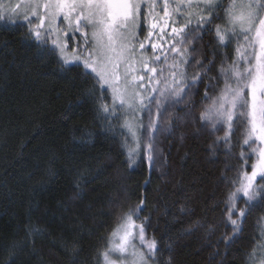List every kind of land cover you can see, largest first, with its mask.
Listing matches in <instances>:
<instances>
[{
  "label": "trees",
  "instance_id": "trees-1",
  "mask_svg": "<svg viewBox=\"0 0 264 264\" xmlns=\"http://www.w3.org/2000/svg\"><path fill=\"white\" fill-rule=\"evenodd\" d=\"M217 24L224 21L215 20L213 29ZM213 37L195 43L197 59L211 58ZM225 51L230 63L234 44ZM93 83L65 77L56 56L35 47L22 24L0 23V264H98L120 218L141 201L137 220L163 250L155 264H246L259 241L257 226H264V204L226 246L232 232L223 223L224 200L245 170L242 139L232 155L211 147L224 132L209 136L194 119L209 103L201 99L204 86L169 109L153 160L142 153L132 164L121 121L100 119L98 102L87 94ZM104 102L111 104L110 93Z\"/></svg>",
  "mask_w": 264,
  "mask_h": 264
},
{
  "label": "snow or ice",
  "instance_id": "snow-or-ice-1",
  "mask_svg": "<svg viewBox=\"0 0 264 264\" xmlns=\"http://www.w3.org/2000/svg\"><path fill=\"white\" fill-rule=\"evenodd\" d=\"M215 20L224 24L213 29ZM0 23L26 27L35 47L56 56L65 77L94 81L87 94L98 102L100 119L121 121L132 164L142 153L153 160L169 109L203 85L201 99L210 103L194 119L209 136L224 132L211 147L225 146L232 155L242 139L238 159L245 170L230 181L237 186L225 197L223 221L232 232L223 238L226 246L239 239L248 216L264 204V187L256 186L257 178L264 180V0H229L227 7L220 0H0ZM213 32L211 58L197 59L195 43ZM233 44L229 63L225 50ZM109 92L110 105L104 102ZM141 211L143 201L120 218L98 264H150L162 255L135 223ZM257 227L259 241L245 254L246 264H264V226Z\"/></svg>",
  "mask_w": 264,
  "mask_h": 264
},
{
  "label": "rangeland",
  "instance_id": "rangeland-1",
  "mask_svg": "<svg viewBox=\"0 0 264 264\" xmlns=\"http://www.w3.org/2000/svg\"><path fill=\"white\" fill-rule=\"evenodd\" d=\"M144 35H145V37L148 36V29L145 30V34H144ZM139 39H140V40H144L145 38H144V39L139 38ZM234 48H235V45H234ZM234 55H235V53H234ZM190 75H191V74H190ZM109 93H110V92H109ZM209 103H210V101H209ZM182 104H183V103H182ZM182 104H179V105H182ZM207 104H208V103H207ZM207 104H206V105H207ZM176 106H178V105H176ZM126 150H127V148H126ZM136 158H137V157H135V159H136ZM253 162H254V161H253ZM248 173L250 174V173H251V170H250V172H248ZM258 179H259V178H257V180H258ZM256 182H257V181H256ZM134 219H135V217H134ZM135 223L138 224V225L140 224V222H139L138 220H135ZM116 228H117V227H116ZM145 238H146V240L151 241L150 239H148V238L146 237V235H145ZM111 240H112V236H111L110 241H111ZM150 264H155V261H150Z\"/></svg>",
  "mask_w": 264,
  "mask_h": 264
}]
</instances>
